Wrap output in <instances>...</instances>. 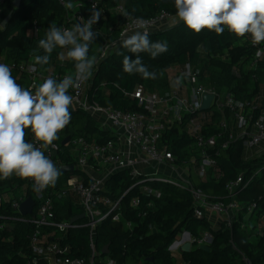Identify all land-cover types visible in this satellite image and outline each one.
Returning a JSON list of instances; mask_svg holds the SVG:
<instances>
[{"label": "built area", "instance_id": "1", "mask_svg": "<svg viewBox=\"0 0 264 264\" xmlns=\"http://www.w3.org/2000/svg\"><path fill=\"white\" fill-rule=\"evenodd\" d=\"M4 3L5 0H0V14ZM59 3L65 11L60 28H71L75 23L81 22V18L86 21L83 9L92 14L93 5L101 12L99 22L106 23L108 16L114 20V36L112 33L115 28L112 26L107 29L106 35L98 27V23L93 25V31L101 38V43L94 58L92 74L79 88L68 90V94L73 97L71 112L79 111L87 115L96 124L97 130L102 134L101 138L110 139L98 142L94 138L82 136H74L71 139L66 137L68 142L65 148L73 160L72 173H61L55 186H49L40 193L34 191L33 181L27 179L33 198L27 197L25 187L0 195V205L8 204L18 215L8 217V220L34 226L28 237L32 259L27 261V264H118L107 257L99 258L95 249L96 229L104 221L121 219L122 199L131 192L136 191L140 196L160 199V192L151 187L153 184L169 185L188 191L192 196V216L197 220L206 219L207 222L213 219L217 227L212 229L215 226L209 222L208 224L214 231L222 226L230 229L233 221L242 215L247 225L242 224L240 229L247 233L249 240L253 237L264 239V215L255 214L256 203L235 201L238 192L245 189L258 172L247 179L239 175L235 180L227 182L224 186L227 202L211 198L194 187L191 181L193 174L201 182L218 183L222 178L216 161L219 151L227 150L232 143L239 140L243 142L245 161L260 158L264 154V82L258 81L264 61V42L253 44L250 35H247V46L251 54L244 69L247 70L250 82L257 84L254 90L249 91L247 101L236 100L232 93L218 92L213 86L204 84L203 80L208 79V73L197 66L185 64L170 68L168 88L163 93L158 90L149 91L142 86H137L127 93L112 84L125 98L135 101L140 109L123 112L101 105L96 99L97 92L100 96L107 97L110 90L106 83H101L97 88L93 87V74L98 64L122 45L125 33L131 35L136 30H147L149 34L163 31L177 24L179 18L161 12L153 18L144 19L147 21L146 25L138 29L123 15L124 7L121 4L105 10L99 7L98 0H75L72 9H66L62 0H59ZM39 31L40 28L34 25L28 37L37 38ZM62 51L67 50L60 49V52ZM34 54L41 55L37 50H32L27 60L21 63L7 62L4 56H0V63H5L12 69L16 80L23 76L26 79V89L31 88L33 84L43 83L48 77L60 81L66 75H75V62L72 67H68L69 59H60L59 54L50 65L43 69L41 65H36L33 70ZM57 69H62V73ZM241 69L243 70L242 64L234 66L232 75L238 76ZM189 70L190 75L185 78L184 74ZM177 78L181 79V84L173 87ZM205 96H211L212 100L209 109L201 111ZM215 116L218 117L217 121H214ZM175 127L181 128L191 140L188 147V164L179 165L166 142L165 135ZM28 130V141L39 147L40 144L34 140L31 130ZM54 145L55 147L49 146L42 151L61 170L68 165L60 163V147L55 142ZM75 172L80 175H74ZM122 173H126L132 181L129 188L119 198L105 195L108 179ZM66 174L69 177H61ZM17 192L20 196L15 195ZM140 196L130 201V207L137 211L139 219H144L154 210L153 202L142 204ZM27 198L33 201L32 212L22 217L19 208ZM56 202H68L80 212L75 217L83 215V219L74 223L70 222L71 219L58 220L55 212ZM4 219L6 218L0 216V220ZM253 219L255 225L249 231L248 225ZM79 221H83L82 224H78ZM124 226L128 230L131 229L130 222L126 221ZM4 227L5 224L0 225V229ZM81 228L88 230L90 253L87 258L71 256L70 246L62 244L70 231ZM151 232L154 230L151 229ZM211 242L212 235L209 232H204L198 239H192L183 231L168 247V252L173 257L179 252L182 253L180 247L185 243H190L191 247H202L209 246ZM243 261L249 264L244 258Z\"/></svg>", "mask_w": 264, "mask_h": 264}, {"label": "trees", "instance_id": "2", "mask_svg": "<svg viewBox=\"0 0 264 264\" xmlns=\"http://www.w3.org/2000/svg\"><path fill=\"white\" fill-rule=\"evenodd\" d=\"M65 3H73L75 0H62ZM99 7L105 10L121 4L124 12H129L132 17L150 19L158 13L164 12L176 16L174 0H98ZM12 0H5L0 14V25L4 18L12 13L11 19L4 29L0 26V56H4L7 62L21 63L27 60L32 50H37L44 55L42 49L38 48V41L45 38L48 27L55 24L57 27L63 22L65 11L59 0H21L19 9L11 6ZM86 20L91 16L86 9H83ZM37 25L40 31L37 38H29V31ZM112 26L115 28L114 20L108 16L106 23L98 21V27L105 32ZM115 30L112 36L115 35ZM152 42L167 41L168 51L152 58L147 52L139 53L142 62L150 72H156V79H144L140 74H128L123 70V58L129 56L136 58V54L129 52L122 45L110 56L102 60L93 74L92 84L97 88L101 83H106L110 88L107 97L100 96L97 92L96 99L101 105L110 106L119 111H140L135 101L125 98L122 93L115 89L116 84L121 90L129 93L137 86L163 93L168 88V70L174 66L185 64L199 67L208 73V79L203 80L204 84L213 86L218 92H230L236 100L247 101L249 91L254 90L257 84L250 82L247 70L244 65L251 54L247 46V35L237 37L229 32L227 28L223 34H216L207 29L200 33L188 29L182 21L172 27L149 34ZM101 38L96 37L90 45L89 57L95 58L100 46ZM199 45L203 46L201 52L197 51ZM60 48H56L50 54L49 63L41 66L42 69L50 65L58 56ZM74 61H68V67H72ZM243 65V70L238 76L232 75L234 66ZM62 73V69H57ZM15 78V74H12ZM260 83L264 82V61L262 71H259ZM21 87L26 85V79L20 76L16 80ZM93 88V89H94ZM218 117H214L217 121ZM26 139L29 137V130H26ZM59 139L54 141L60 147L58 160L65 165L73 163L72 158L61 146L62 141L68 137L82 136L94 138L98 142L108 140L109 137L101 138L96 124L87 115L77 111L72 113L70 123L58 134ZM170 151L178 160L179 165L189 163L188 147L191 140L181 128L175 127L165 135ZM216 159L217 166L222 173L218 183L212 181L201 182L191 175L194 187H197L211 198L227 202L225 184L235 180L239 175L245 179L254 176L251 183L235 196L238 203H256V215H264V154L257 159L245 161L243 158V142L241 140L232 143L225 151H219ZM74 175L80 174L75 172ZM61 177H69L68 174ZM58 184V183H57ZM132 181L126 173L115 174L106 182L105 195L112 198H119ZM25 187L27 197H32L27 179L15 175L8 179H0V195L9 191H18ZM152 188L160 192V199H151L140 196L136 191L127 194L121 203L122 216L118 221H104L98 225L95 235V249L99 258L105 257L116 261L118 264H178L168 252V247L173 243L176 236L183 231L187 232L192 239H198L204 232L212 235V242L209 250H201L200 247L192 245L189 253H182V262L179 264H245L243 258L249 264H264V239H257L256 242L249 240L247 233L240 229L243 221L242 215L238 216L232 223L230 229L222 226L214 231L210 228L206 219L197 220L192 216V196L188 191L179 190L173 186L153 184ZM15 188V189H14ZM141 197L142 204L152 201L153 211L148 213L146 218L139 219L137 211L130 207V201L135 197ZM55 212L58 220H70L80 213L68 202H56ZM0 216L6 219L0 220V225H6L0 229V264H27L32 259L28 248V237L34 226L29 223L13 222L8 217L18 216L8 204L0 205ZM131 223L128 230L124 224ZM83 221L77 222L82 224ZM154 232H151V229ZM88 230L85 228L75 229L67 234L62 244H67L71 249V256L87 258ZM108 247L107 256L102 255L104 247Z\"/></svg>", "mask_w": 264, "mask_h": 264}, {"label": "clouds", "instance_id": "3", "mask_svg": "<svg viewBox=\"0 0 264 264\" xmlns=\"http://www.w3.org/2000/svg\"><path fill=\"white\" fill-rule=\"evenodd\" d=\"M174 4L179 21L197 34L207 29L219 35L227 28L237 37L250 35L253 44L264 42V0H174ZM64 7L72 9L73 4L65 3ZM123 15L138 29L147 23L143 18L132 17L127 11ZM100 17V10L93 5L92 14L86 21L81 18V22L71 28L51 24L45 38L38 41V48L45 54H34L33 70L36 65L48 64L50 54L60 48L67 50L59 53L60 59L75 62L74 76L66 75L60 81L48 77L43 83L26 89L16 82L12 69L0 63V179L13 175L30 178L37 193L55 186L61 170L42 149L55 147L59 132L71 121L73 97L68 90L79 88L92 74L94 58L89 57V48L97 37L93 25ZM121 44L136 54L135 59L124 56V72L140 74L144 79L157 78V73L148 70L139 53L147 52L156 58L168 51L167 41L152 42L147 30H136L131 35L125 33ZM202 50L203 46L199 45L197 51ZM184 75L185 78L190 75V70ZM180 84L181 79L177 78L173 87ZM27 129L31 130L39 147L26 139Z\"/></svg>", "mask_w": 264, "mask_h": 264}, {"label": "water", "instance_id": "4", "mask_svg": "<svg viewBox=\"0 0 264 264\" xmlns=\"http://www.w3.org/2000/svg\"><path fill=\"white\" fill-rule=\"evenodd\" d=\"M20 4H21V0H12V3H11V6L13 9L17 10L19 9L20 7ZM11 16H12V13H9L5 18L4 20L2 21L1 23V28L4 29L5 26L7 25V23L9 22V20L11 19ZM211 100H212V97L211 96H205L203 98V103H202V107H201V111H207L209 109V105L211 103ZM70 111H71V108H70ZM68 142V138H65L62 143H61V146H65L66 143ZM73 172V167L70 165V166H67V167H63L61 169V173H72ZM32 208H33V201L31 198H27L25 201H23L20 205V208H19V212H20V215L22 217H25L27 215H30L31 212H32ZM83 219V215H80V216H77V217H74L70 220L71 223H74L78 220H81ZM190 248H191V245L190 243H185L183 246L180 247V251L182 253H189L190 252ZM201 250H205V251H208L209 250V247L208 246H202L200 247ZM102 255L104 256H107L108 254V247H104L102 253Z\"/></svg>", "mask_w": 264, "mask_h": 264}, {"label": "crops", "instance_id": "5", "mask_svg": "<svg viewBox=\"0 0 264 264\" xmlns=\"http://www.w3.org/2000/svg\"><path fill=\"white\" fill-rule=\"evenodd\" d=\"M172 68H176V65H174V66H172L171 67V69ZM170 69L168 70V73H167V76H169V73H170ZM209 223H211L213 226H215V228L217 227V225H215L214 224V220L213 219H210L209 221H208ZM213 229V228H212ZM216 230V229H215ZM180 237V236H179ZM185 239V238H184ZM192 249V247L190 248V250ZM173 258L175 259V261L179 264V263H181L182 262V253H177V255H175V256H173Z\"/></svg>", "mask_w": 264, "mask_h": 264}, {"label": "rangeland", "instance_id": "6", "mask_svg": "<svg viewBox=\"0 0 264 264\" xmlns=\"http://www.w3.org/2000/svg\"><path fill=\"white\" fill-rule=\"evenodd\" d=\"M15 195H16V196H20V193L17 192V193H15ZM254 225H255V219H253V220L250 221V224L248 225V230L251 231L252 228L254 227ZM212 228H215V227H212ZM256 240H257V239L254 238V237L251 238V241H252V242H256Z\"/></svg>", "mask_w": 264, "mask_h": 264}]
</instances>
